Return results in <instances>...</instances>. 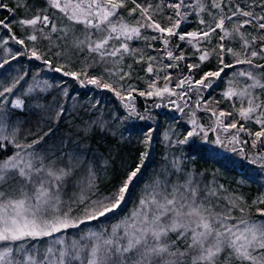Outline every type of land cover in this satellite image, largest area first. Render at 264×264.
<instances>
[{"label":"snow or ice","instance_id":"obj_1","mask_svg":"<svg viewBox=\"0 0 264 264\" xmlns=\"http://www.w3.org/2000/svg\"><path fill=\"white\" fill-rule=\"evenodd\" d=\"M48 3L51 7L65 13L69 21L77 24L83 23L86 28H95L99 32L106 33L96 40H93L87 33L83 40L74 35L71 37L72 49L83 50L86 47L88 53L97 54L101 60H104L105 57H116L118 54L130 52L126 42L121 43L120 47L109 46V41L113 38L117 40L123 38L124 41L159 39L164 45L162 51L166 53L168 60L183 61L185 59L183 53L175 55L173 51L169 50V46L174 43L169 39L170 37L175 36L179 41H185L188 37L190 38L188 43H192V40L210 39L212 34L219 29L223 32V35L220 36V40L223 41L225 37L232 35L225 29V20H231L237 12L246 19L235 26L232 33L239 34L240 29L245 25L252 24L253 20L257 21L255 27L264 30V15H256L252 11L237 8L233 11L232 16L220 15L218 19L214 17V26L207 25L200 33H180L178 30L181 23L188 16V13L183 12L182 8H199L200 11H205V6L200 0H196L195 5L188 4L185 0L170 3L168 7L174 9L175 19L173 16H169L168 26H161L158 21L153 20L151 5L145 6L136 3V0H132L134 7L129 10V16L135 14L137 10L139 11V18L135 20L134 24L124 22L122 17H118L115 21L112 19L117 16L119 9L125 7L126 0H77L76 3H73L72 0H63V2L62 0H48ZM224 3L225 0H211L210 7L222 9ZM256 6L264 9V3ZM0 8L12 11L2 2H0ZM38 23L48 27L51 21L47 15L19 21V24L30 27H35ZM200 23L205 24L206 22L201 19ZM101 25L104 27L102 28ZM0 28L12 32L10 21L0 20ZM141 29H151L160 35L144 36ZM39 31L43 33V29ZM56 31L57 28L53 24L51 32L55 33ZM62 31L63 36L60 38H68L71 29L65 28ZM44 38L50 40L51 36L44 34ZM11 39L15 40L17 44H24L23 40L17 39L14 35ZM27 39L35 42L38 37L32 34ZM241 39L243 40L242 47L245 49L243 58H241V53L235 52L232 48H226L221 43L218 45V50L215 51L219 63L216 71H207L196 81L185 77L177 82L176 87L184 88L187 85V88L191 90L194 85H198L197 91L211 88L214 80L220 78L225 69L233 68L235 64H247L250 67L264 69V64H255L252 59L257 56L264 59V47H261L259 52L251 51L249 56L247 49L250 42L243 35H241ZM259 40L264 44V35L259 37ZM197 52L200 53L198 57L200 64L210 57L208 51L197 48ZM226 53L235 57V64L225 61ZM55 54L62 55L60 52ZM31 56L42 60L45 65L51 67V61L43 59L42 54L36 49L32 50ZM148 59L152 61L156 58L148 57ZM7 62V60L4 61V63ZM4 63H0V68L4 66ZM200 64H189L187 68L191 72L199 68ZM178 66V63L166 65L169 68ZM53 70L55 72L63 71V75L78 80L82 86L90 84L114 92L117 97L128 101L124 107L128 110L129 116L137 115L135 107L131 103L132 92L136 89L130 87L127 95L122 96L121 89L105 82L102 77L89 76L86 71H65L64 65L57 66ZM153 70L152 64L149 63L146 71L152 73ZM127 75L125 73L119 79L123 80ZM239 75L246 76L252 83L240 92L229 88L224 95L229 99L234 96L248 97L247 106H241L237 112L242 120H252L255 124L260 125L259 131H248L249 136L255 137L252 140V147L256 148L258 143H264V139H262L264 138V100L254 95L252 90L256 88L264 90V73L257 76L251 71H241ZM169 79L170 77L165 76L166 81ZM17 83L18 81H14L11 86H0L3 88L0 91V97L12 93ZM149 87L153 90L141 91L138 94L140 96H162L164 93L177 95L167 84L161 89H157L154 83ZM31 91L29 89V92ZM179 95L183 98L188 95V92L185 91ZM3 103L5 100H0V105ZM11 107L22 109L23 101L16 99L14 103H11ZM211 112L216 117V127L223 128L224 131L236 129L237 133L246 131L243 125L238 128V122L235 121L229 122L227 125L224 124L221 118L232 116L233 113L223 111L217 113L214 109H211ZM60 114L58 113L57 117ZM139 118L144 119L143 116ZM5 119L6 114L0 111V140H9V137L5 135ZM191 123L194 125L192 131H189L184 139H179L178 144H187L189 138L200 135V133H203V138H207L208 131L206 129L200 127L195 119H192ZM99 128L101 132L105 131L103 124ZM211 130L216 131V128ZM87 131L86 129L85 132ZM43 139L44 137H40L28 145H21L15 142V133H13L10 142L17 149H23V151H17L12 156L0 160V243L5 245H14L29 239L51 237L55 233L66 232L70 228H78L91 221L100 220L101 223H105L121 216L123 206L127 203L126 198L130 194L131 188L134 187L133 182L138 179L148 157L147 151L142 152L139 163L126 170L125 178L116 184L107 195L97 196L93 199L90 194H94L96 190L94 162L88 160L85 163L82 155L78 154L69 156L67 161L60 165L56 160L46 163L45 155L27 151ZM150 140L151 131L147 132L143 142L148 145ZM238 142V135H233L227 141L229 145L233 146L232 151L238 152L244 157V149L235 147ZM214 143L225 146V141L219 136ZM0 147L3 145L0 144ZM260 160L264 161V156H261ZM250 162L256 163V160L252 159ZM82 164L84 172L76 177L75 185L79 189V193L75 195L74 199V203L83 206L82 214L73 216L70 205L67 209L62 208V195L73 183V173ZM174 166L177 171H181L179 162H174ZM261 167H264V164H261ZM169 183H171V188L168 187ZM201 191L199 184L194 183L191 176L183 184L154 181L151 189L145 190L137 207L129 215L113 224L110 232H107L106 229L99 232L90 231L82 236L80 241H73L70 246L66 245L62 238L55 239L47 250L48 255L53 257L47 260V264H74L76 261L79 264H264V207H257L255 220L246 219L244 218L245 208L242 197L228 198V204L221 208L211 199L217 195L215 189L206 188L204 190L206 195L203 197H201ZM253 203L264 205V196L259 197ZM234 209L239 210L240 217L233 216ZM56 244L63 246L58 250V256L54 247ZM23 246L22 244L18 245V247ZM12 254V247H4L0 251V264H19L11 259ZM26 264H37V262L29 256Z\"/></svg>","mask_w":264,"mask_h":264},{"label":"trees","instance_id":"obj_2","mask_svg":"<svg viewBox=\"0 0 264 264\" xmlns=\"http://www.w3.org/2000/svg\"><path fill=\"white\" fill-rule=\"evenodd\" d=\"M72 2L76 3L77 0H72ZM184 9L186 8H182V10ZM45 15H47L51 21L48 27H44L42 23H38L35 27L19 24V21L22 19L26 20L34 18L35 16L42 17ZM131 18L132 20H136L139 16L136 15ZM6 19L7 16L3 20ZM53 24L57 28L55 33L51 32ZM10 27L12 28V32L0 28L2 38L0 46L6 44L11 47L13 52L18 54L15 59L9 58L8 62L17 63L27 69V83H32V91L26 95L29 98L31 107L29 105L24 110L20 111L22 123L15 140L16 143L28 145L32 143V141L44 137L39 144H36V150L41 151L45 143H53L56 138L60 136V140L63 141V147H60L58 153H61V156L56 158V154H54L50 158V160H56L58 165L66 162L69 156L74 154L82 155L85 163H87L88 160L93 161L98 155L110 154L115 163L113 176L118 180L125 178L122 164L127 157L133 156L137 159V163H139V157L142 152L147 151L148 153V157L145 160V167L142 168L138 179L133 182L134 187L131 188L130 194L126 198L127 203L123 206L121 216L104 223L107 232L111 231V226L113 224L117 223L119 219L124 216L129 215L137 207L145 190H150L153 186V182L157 180L161 182L169 181L183 184L186 179L191 176L194 183H198L202 190L201 197L206 195V191H204L206 188L216 190L217 195L211 199L221 208L225 207L228 204V198L234 197V195L224 194L221 191L224 188L223 185L225 182L216 172V166L223 167L232 172L255 174L254 182L261 189H264V174L259 168L261 165L259 163H251L249 160L253 151L252 140L255 139V137L249 136L248 131H259L260 125L255 124L252 120H242L238 115L237 110L241 106H247L248 97L234 96L229 99L224 95L229 88L240 92L251 84L252 81L246 76L239 75L241 72L240 68H237L239 65L237 66L235 62L230 61L228 53L225 54V61L233 63L235 66L225 69L221 77L214 80L213 86L202 94V107H197L196 109L191 107L187 112V116L182 119V125L187 129V133L192 131L194 125L191 123V120L195 119L200 127L208 131L207 138H203V133L189 138L187 144H179L178 150L172 156L167 155L165 139L164 146H162L164 148V155L161 153L162 157L160 159H155L152 154L153 149L151 148V144L148 149L139 148L138 136L135 132L140 127V124L137 122L135 123L134 121L136 119L126 113L124 105L119 102L120 99L114 92H110L104 88L98 89L95 85L90 84L82 86L78 80L73 79L71 76L63 75V71L55 72L53 69L57 66L51 64L50 67L49 65H45L42 60L31 57L32 51H29V49L33 48L42 54L43 59H47L46 55H49L58 60L75 64L79 54L78 50L71 48V37L74 35L83 40L87 33L91 35L93 40H96L98 37L106 35V33L99 32L95 28H86L83 23L77 24L73 21H69L65 13L51 7L48 0H24L18 8L16 18ZM101 27L103 28L104 26L101 25ZM65 28H70L71 31L69 32L68 38L61 39L60 37L63 36L62 30ZM40 29H43V33L39 31ZM178 31L182 34L190 32L189 24L184 20ZM32 34L37 35V41L33 42L27 39V37ZM44 34L51 36V39H45ZM155 34L157 36L160 35L157 32H155ZM13 35L17 39L23 40L24 44H17L15 40L11 39ZM169 39L174 42L169 46V50L173 51L175 55L183 53L185 56V59L179 62L168 60L166 58V53L162 51L164 48L163 43L159 39L156 40L158 49L160 50L158 54L161 55V61L166 65L179 64L178 67H170L169 69H172L171 71H176L183 78L190 77L193 81H196L199 80L205 72L216 71L218 69L219 63L215 54L218 48L208 51L210 53L209 59L203 64H200L198 59L200 53L197 52V48L202 51H207L202 49L199 45L204 42V38H201L199 41L192 40V43H188V39H190L188 37H186L185 41H179L175 36ZM134 40L135 39L124 41L123 38L120 40L113 38L109 41V46L120 47V44L123 42L129 45ZM5 41H7V43H5ZM176 45H179V47H176ZM28 46H31V48H28ZM150 48L151 46H149L151 52L152 49ZM83 50L87 53L88 58L100 59L97 54L88 53L86 47H84ZM57 52L62 53V55L57 56L55 54ZM122 55L118 54L117 57ZM107 58L109 57H105V59ZM189 64H200V67L190 72L187 68ZM112 71H114V69H112ZM124 87L128 92L129 88H127V86ZM60 88H64L65 90L63 95L58 93V89ZM145 88L147 89L146 86L144 89ZM254 91L255 89L252 90L253 93ZM127 92H121V95L124 96ZM132 96L133 99L135 98V108L137 110L142 109L138 92L132 94ZM71 98H73V101H71ZM171 100L176 101L177 96L164 93L162 96L153 95L148 96L146 99L150 104H157L159 107L158 109L156 108V110L158 111H164L166 106H164L163 103ZM71 103H73V105H69ZM33 105L34 107H32ZM209 106L216 110L217 113L220 111L233 113L232 116H227V121L224 123L225 125L235 121L238 122V128L240 125L244 126L246 129L244 132L237 133L236 129H229L230 135H238L239 142L235 147H242L244 149V157L239 155L238 152L232 151V145L227 144L226 149L221 151L222 146L214 143L216 132L211 130V118L209 114L205 113ZM58 113L61 114L57 117ZM101 124L105 127V131L103 132H101L99 128ZM86 129L88 130L87 132H85ZM197 131H199V129H197ZM45 133H48V135H45ZM62 133L65 137L61 136ZM244 141H247V143H244ZM2 145L3 147H0V160L12 156L16 151L14 144L8 140L3 141ZM21 150L23 151V149ZM27 151L32 152L33 149L29 148ZM174 162H179L181 171L176 170ZM260 163L263 164L264 161ZM83 172L84 166L82 164L73 173V183L69 185L62 195V206L65 205L69 193L74 190L73 187L76 177ZM170 185L171 183L168 185L169 188ZM80 227L72 229L78 231ZM77 235L78 237L73 241L81 240L82 236H79V233H77L76 236ZM72 237L73 235L70 234V240H72ZM73 241L70 243L72 244ZM81 242L83 243L85 241ZM71 244H69V246ZM54 247L57 250L56 255L58 256V250L61 248V245L56 244ZM52 258L53 257L48 255L44 261L38 264H47V260ZM74 264H79V262L76 261Z\"/></svg>","mask_w":264,"mask_h":264},{"label":"rangeland","instance_id":"obj_3","mask_svg":"<svg viewBox=\"0 0 264 264\" xmlns=\"http://www.w3.org/2000/svg\"><path fill=\"white\" fill-rule=\"evenodd\" d=\"M23 1L24 0H0V2L7 5V8L12 9V11L10 12L7 9L0 8V20H3L7 16L6 21H10L11 25L16 18L17 10L21 6ZM177 1L178 0H136V3H140L145 6L151 5L153 20L158 21L161 26H168L170 23L168 17L173 16V18L175 19L174 9L169 8L168 5ZM185 2L192 5L196 4V0H185ZM200 2L204 4L205 11H200L199 8L194 9L190 7H186V9L182 10L183 12L188 13L185 21L189 24L190 32L200 33L207 27V25L214 26V17L218 19L220 15L232 16L233 11H235L237 8H240L244 11H252L256 15H264V9L256 6L260 3H264V0H225L222 9L211 8V0H200ZM133 7L134 5L132 3V0H126L125 7L118 10L117 16L112 18L113 21H115L118 17H122L124 22L134 24L135 19L132 20L131 17L136 15L139 16V11L137 10L135 14L129 16V10ZM201 19H203L206 23L201 24ZM244 19L246 18L241 16L238 12L231 20L226 19L225 29L232 35L229 37H225V39L221 41L220 36L223 35V32L218 29L216 33L212 34L210 39H204V42L202 44H199L200 47L207 51H212L213 49H217L218 45L223 43L226 48H232L235 52L241 53V58H243L245 52V49L242 47L243 40L241 39V35H243L250 42L247 49L248 55L250 56V53L253 50L259 52L260 48L264 47V44H262L259 40V37L264 35V30H259L257 27H255L257 21L253 20L252 24L242 27L239 34L232 33V29L240 24ZM141 31L142 35L144 36H157L151 29H141ZM254 38L256 39L254 40ZM0 41H2L1 34ZM149 46H151V52L149 50ZM28 48H31V46H28ZM129 48L131 50L130 52L124 53L122 56L118 57H109L105 60H101L99 58L90 59L88 58V55L84 50H78L79 57L75 64H70L66 61L58 60L49 55H46V58L51 61V64L53 66L64 65L65 71H86L89 76L102 77L105 82L111 83L114 87H118L119 89H121V92H127L124 86H127V88L131 87L136 89V91L132 92V94H134L141 91H152L153 89H151L149 85L153 83L156 85L157 89H161L167 84V86L173 92L177 93V102L175 100H171L166 103L164 102L163 104L164 106H166V111H158L156 110V108L158 109L159 107L157 104H150L146 101L148 97L147 95L139 96L142 109L137 110L135 108L137 115H133L132 117L136 119L134 121L135 123L137 122L140 124V127L135 132V134L138 136V146L140 149H148L149 145L151 144V148L153 149V157L155 159H160L162 157V154L164 155V148L162 146H164V141L166 139L167 155L172 156L178 150L179 144L177 143V141L187 135V129L182 125V119L187 116V112L191 107L194 109H196L197 107H202V94L209 88L201 89L200 91L196 90L199 88L198 85H194L193 89L191 90L187 88V85H185L184 88H177V82L180 79L184 78L176 71H171L172 69L166 67V64L161 61V55L158 54L160 53V50L158 49V43L156 42V40L135 39L131 44H129ZM30 50L32 51L33 48L29 49V51ZM17 55L18 54L13 52L11 50V47H9L8 45L2 44L0 46V63H4L5 60L8 61L9 58L17 57ZM141 56H143V59H141ZM148 57H155L156 59L149 61ZM229 59L230 61L235 62V57H233L231 54H229ZM252 59L255 64H264V59H262L260 56ZM149 63L152 64L154 69L152 73H148L146 71ZM237 66V68H240L241 71H251L254 75L257 76H259L261 73H264V69L250 67L247 64H237ZM112 69H114V71H112ZM27 72V69L23 68L17 63L7 62L4 63V66L2 68H0V86H11L14 81H18L12 93L6 94L5 97H0V100H5V103L0 105V111L6 114L5 135L9 137L8 141H11L13 133H15V140L18 136L22 123L20 111L24 110L29 105L31 107V104H29V98L26 96L29 93V89L32 90V83H27L26 80ZM125 73H127L128 75L125 76L123 80H120L119 77L121 75H124ZM165 76L170 77V79L166 81ZM145 86L147 87V89H144ZM2 90L3 88L0 87V91ZM185 91L188 92V95L181 98L179 94ZM58 93L60 95H63L65 93L64 88L58 89ZM127 93L124 96H126ZM253 94L259 96L261 100H264V90L256 88ZM73 98H71V101H73ZM16 99H20L23 101L22 109L11 107V103H14ZM119 99V102H121V104L123 105L125 103H128L127 100H122L121 98ZM134 99H132L131 103L135 107ZM69 105H73V103ZM32 107H34V105ZM211 109V106L207 107V111L205 113L209 114V117L211 118V129L214 127L216 128L215 140L217 136H219L222 140L225 141V146L221 147V151H224V149H226V145L228 144V139H230L233 134H229L230 130L224 131L223 128L216 127V117L212 115ZM124 110L129 115L128 110L125 107ZM140 116H143L144 119H140ZM221 119H223L224 123H226L227 117H223ZM149 131H151V140L148 145H145L143 141L147 132ZM61 136H64L63 133L61 134ZM3 141L5 140H0V144H2ZM62 144L63 141L60 140V136H58L55 142L45 143L42 148L43 150L41 151L36 150V144L33 146V148L30 149H33L32 152L45 155V162H48L50 161L51 156L54 154H56V158H59L61 156V153H58V150L60 149ZM17 151L22 150L16 148L15 152ZM75 155L77 154H74L72 156ZM261 156H264V143H260L258 144V146H256V148H253L251 158L249 160L255 159L256 163H259L261 165L262 163L260 162H263L262 160H260ZM93 162L95 164L96 172V190L94 194L90 195H92V198L94 199L97 196L102 197L104 195H107L121 180L115 179L113 176L115 163L112 155H98L95 157ZM135 164H137V159L135 157H127L122 164L123 172L126 173V170L134 166ZM259 168L260 171L264 174V167L260 166ZM216 172L225 182L223 185L224 188L221 191L224 194L234 195V197H242L243 206L245 208L244 218L255 220L257 218V207H264V205H256L253 203L259 197L264 196V189H261L254 182L255 174L232 172L220 166H216ZM73 188L74 190L69 193L68 197L66 198V203L64 206H62V208L67 209L70 205L72 208V215L78 216L82 214L81 209L83 206L74 203L75 195L79 193V189L76 187L75 181ZM9 191H11V189H9ZM232 214L235 217H240L241 215L238 209H234ZM105 229L106 226L104 225V223H101V221H91L82 224L80 230L78 231L70 228L65 233H55L51 237H42L35 240L29 239L26 241L17 242L14 245H5L3 243H0V251H2L6 246H10L13 248L11 259H13L14 261L19 262V264H26V262L28 261V257L31 256L38 264L46 259V257L48 256V248L52 246V242L58 237L62 238L66 245H69L71 244L70 242L78 237V235L76 236L77 233H79V236H82L83 234H86L90 231L99 232ZM70 234L73 235L72 240H70L69 238ZM21 244L24 246L18 247V245ZM61 247L63 246L61 245Z\"/></svg>","mask_w":264,"mask_h":264},{"label":"water","instance_id":"obj_4","mask_svg":"<svg viewBox=\"0 0 264 264\" xmlns=\"http://www.w3.org/2000/svg\"><path fill=\"white\" fill-rule=\"evenodd\" d=\"M264 139V138H263Z\"/></svg>","mask_w":264,"mask_h":264}]
</instances>
